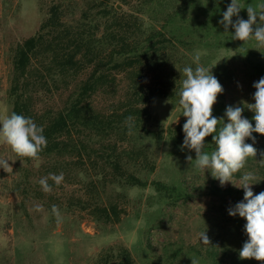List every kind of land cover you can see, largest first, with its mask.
Here are the masks:
<instances>
[{"label":"rangeland","instance_id":"1","mask_svg":"<svg viewBox=\"0 0 264 264\" xmlns=\"http://www.w3.org/2000/svg\"><path fill=\"white\" fill-rule=\"evenodd\" d=\"M86 2L0 0V118L12 112L8 91L18 46L37 33L53 4H61L67 12H73L67 19L78 20L87 7ZM228 3L226 0H133L129 7L119 2L114 4L134 17L140 6H146L144 26L161 30L170 12L181 8L192 16L193 6H204L210 11ZM181 24L188 25L178 17L175 25ZM141 36L145 39L149 34ZM197 37L201 36L192 39ZM186 40V37L173 40L172 61L177 63L169 81L175 83L174 90L182 82V69L195 67L194 58L199 56L200 64L213 67L211 71L224 89L213 108L215 117L224 118L226 123L228 106L255 103L253 84L259 78L252 74L241 50L234 53L210 48L211 51L201 53L189 50L182 42ZM255 46L254 51L264 57V47L258 48L256 43ZM95 101L97 106L108 109L113 98L103 95ZM178 101L179 97L176 100L154 97L149 103L153 119L147 127L155 135L137 132L130 135L131 143H121V150L141 152L133 163L127 153L125 161L129 170L148 185L108 184L101 189L105 205L124 210L118 224L96 222L90 211L80 208L76 200L75 205H69L73 197L89 200L92 193L65 174L59 186L49 179L52 191L44 192L38 181L52 172L41 171L42 163L29 165L21 161L8 145L0 142V160H9L11 166L7 172L0 168V264H98L107 250L117 246L127 247L137 264H192L191 259L198 264L233 263L232 253L248 237L244 230L246 219L238 214L230 216L228 210L244 200V191L231 183L222 187L210 171L198 170L187 161L188 155L195 159V152L181 149L183 139L175 142L171 138V130L183 129L187 119L181 115ZM254 115L244 107L243 116L253 126ZM178 132L182 134V130ZM253 136V146L258 150L256 160L249 158L243 171L253 172L257 182L260 181L251 186L254 194H259L264 191V177L258 162L264 152V135L253 133ZM246 143L253 141L246 139ZM205 144V151L211 153L215 149L211 136L205 138ZM26 175L32 189L20 185ZM240 175H236L234 183L239 184ZM158 182L175 189L160 191L155 184ZM53 205L57 206L59 216L52 212ZM37 206L42 210L37 211ZM204 231L210 245L199 239V233Z\"/></svg>","mask_w":264,"mask_h":264},{"label":"trees","instance_id":"2","mask_svg":"<svg viewBox=\"0 0 264 264\" xmlns=\"http://www.w3.org/2000/svg\"><path fill=\"white\" fill-rule=\"evenodd\" d=\"M132 1L87 0L78 20L67 19L73 12L53 4L37 33L18 46L8 91L12 112L30 117L44 129L47 139L38 159L17 157L29 165L42 163L41 171L63 173L85 185L92 193L89 200L73 197L69 205H75L76 200L96 222L106 225L120 223L124 210L105 205L101 189L108 184L148 185L129 170L125 161L127 153L133 163L141 152L121 150V143H131L130 135L137 132L155 135L147 127L153 119L149 103L154 97H179L181 84L174 90L175 83L169 81L177 63L172 61L173 40L186 37L182 42L188 49L201 53L211 49L234 53L241 50L252 74L259 79L264 77V57L254 51L255 40H232L234 29L230 26L229 33H225L219 23L231 0L210 11L204 6H193L192 16L181 8L170 12L161 30L144 26L146 6H140L134 17L114 4L129 7ZM239 3L255 7L264 4V0ZM239 16L247 20V9H241ZM178 17L188 25H175ZM142 34L149 36L142 39ZM196 36L201 37L192 39ZM103 95L113 98L108 109L96 105V98ZM128 117L132 121H127ZM177 130L182 127L171 130L175 142L184 139L183 131L181 134ZM261 171L264 177L262 165ZM27 177L20 185L32 189ZM155 184L160 191L175 189L162 182ZM245 242L232 253L231 264H264L240 259L239 251ZM98 264L137 263L127 247L117 246L107 250Z\"/></svg>","mask_w":264,"mask_h":264},{"label":"clouds","instance_id":"3","mask_svg":"<svg viewBox=\"0 0 264 264\" xmlns=\"http://www.w3.org/2000/svg\"><path fill=\"white\" fill-rule=\"evenodd\" d=\"M247 9L248 19L240 18L241 9ZM223 18L219 21L223 25L225 33H229L231 26L234 29L232 40L243 43L255 40L258 48L264 47V4L258 6H242L238 0H231L227 10L223 12ZM233 17H236L233 21ZM195 67L185 66L182 69L183 79L178 92V104L182 109V116L186 117L183 124L184 139L181 149L195 152V159L191 155L187 161L196 169L208 170L211 176L220 182L223 187L231 183L234 187L242 188L244 200L230 208L229 215L237 214L246 219L244 230L247 241L239 251L240 259H255L264 262V191L254 194L252 185L257 182L253 172H244L248 159L256 160L257 148L253 145L255 137L253 133L264 135V77L253 84L255 103H244V107L255 115L251 121L243 116L244 107L228 106L225 111L227 122L224 118L213 115L217 97L224 89L219 80L213 75L212 68L200 64V57L194 58ZM128 117L127 121H132ZM178 122V120L176 121ZM44 129L38 126L30 117L11 112L10 115L0 118V142L8 145L11 150L22 158L38 159L39 154L47 146V139L43 135ZM211 136L215 149L209 153L205 151V138ZM251 139L252 144L246 143ZM258 162L264 166V152ZM9 160H0V168L6 172L11 166ZM240 175L239 184L234 183L236 175ZM51 179L59 186L63 180V173H50L41 178L38 183L44 192H51L52 187L48 183ZM37 211L42 210L37 206ZM52 212L59 216L56 205L52 206ZM199 239L203 244L210 245L206 231L199 233ZM192 264H198L191 259Z\"/></svg>","mask_w":264,"mask_h":264}]
</instances>
